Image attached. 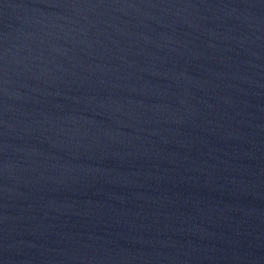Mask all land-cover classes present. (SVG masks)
<instances>
[{
	"label": "water",
	"instance_id": "water-1",
	"mask_svg": "<svg viewBox=\"0 0 264 264\" xmlns=\"http://www.w3.org/2000/svg\"><path fill=\"white\" fill-rule=\"evenodd\" d=\"M0 264H264V0H0Z\"/></svg>",
	"mask_w": 264,
	"mask_h": 264
}]
</instances>
